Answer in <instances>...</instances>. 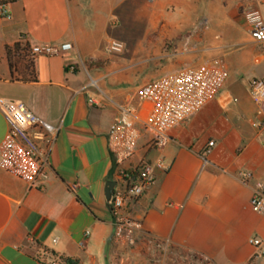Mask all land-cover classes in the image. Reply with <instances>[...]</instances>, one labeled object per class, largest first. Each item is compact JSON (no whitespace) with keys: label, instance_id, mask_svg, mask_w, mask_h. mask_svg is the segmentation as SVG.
<instances>
[{"label":"crops","instance_id":"0c3cea01","mask_svg":"<svg viewBox=\"0 0 264 264\" xmlns=\"http://www.w3.org/2000/svg\"><path fill=\"white\" fill-rule=\"evenodd\" d=\"M4 9L0 97L23 102L56 132L33 186L0 166V264L264 263L249 243L255 236L264 247V211L250 205L254 181L264 182V117L248 91L264 75V42L244 23L247 12L264 19V0H15ZM126 13L137 31L116 34ZM22 37L72 48L39 54L35 79L22 80L5 53ZM110 40L124 46L116 57L104 55ZM214 57L232 71L214 98L175 126L160 152L141 133L131 165L160 156L167 170L124 209L140 224L133 244L115 240L113 214L101 208L104 182L114 177L108 131L118 107L162 74ZM8 128L0 112V143Z\"/></svg>","mask_w":264,"mask_h":264},{"label":"built area","instance_id":"2783aa9c","mask_svg":"<svg viewBox=\"0 0 264 264\" xmlns=\"http://www.w3.org/2000/svg\"><path fill=\"white\" fill-rule=\"evenodd\" d=\"M0 15L9 17L4 6H0ZM244 23L254 41L264 42V19L259 13H245ZM20 40L28 42L25 37ZM123 47L120 41L110 40L106 48L111 53H121ZM71 48L70 43L59 46L29 44L28 58L33 60L39 54H61ZM226 73V63L220 57L196 65H185L138 87L133 97L135 103L130 101L118 107L117 117L108 131V148L114 165L112 180L116 183L111 202L115 240L133 244V232L140 224L125 216L124 209L143 195L154 182L157 170H167L160 156L152 162L142 160L137 165H131L141 133L149 136L151 148L162 151L170 141V131L214 98L224 83ZM248 87L250 97L264 117V75L251 79ZM141 109L146 110L144 116L140 114ZM0 112L9 125L0 143V166L31 187L44 175L56 128L38 118L20 101L0 97ZM213 144V141L208 142L206 153ZM251 179V172L240 173L243 183ZM250 205L255 212L264 211L263 181H254ZM249 243L260 248L264 258L261 240L253 236Z\"/></svg>","mask_w":264,"mask_h":264},{"label":"trees","instance_id":"16d2710c","mask_svg":"<svg viewBox=\"0 0 264 264\" xmlns=\"http://www.w3.org/2000/svg\"><path fill=\"white\" fill-rule=\"evenodd\" d=\"M15 0H0V6L7 5L14 2ZM28 49L29 43L22 42L21 40L15 42L11 46L5 47L6 57L8 59L9 67L11 74L13 75L14 71H17L21 75L22 80H34L35 77L31 76V66L32 60L28 58ZM30 74V77L27 78V75ZM113 162V159H112ZM77 264L75 260L72 259H63L62 264Z\"/></svg>","mask_w":264,"mask_h":264},{"label":"rangeland","instance_id":"374dc122","mask_svg":"<svg viewBox=\"0 0 264 264\" xmlns=\"http://www.w3.org/2000/svg\"><path fill=\"white\" fill-rule=\"evenodd\" d=\"M140 9L141 11H144V12H149L150 9L147 8L145 6L144 3H140ZM133 26H134V22L131 20V16H129L127 13L125 14L124 16V20L120 23L119 22V25L115 26V28H113V31L116 32V34H127V35H130L131 33L137 31L136 29H133ZM108 40V39H107ZM107 42L108 41H103V46H102V49H103V52H104V55L106 57H116L117 55H119L120 53H111L109 51H107L106 47H107ZM84 72V70H82ZM91 74V72H84V75H85V80H89L90 81V77L89 75ZM227 74H228V77H232V71H227ZM102 212L103 214L106 216L107 219H110L111 217V212L110 210L108 209V207L106 205H104L102 208ZM261 264H264L263 262H261Z\"/></svg>","mask_w":264,"mask_h":264},{"label":"water","instance_id":"95a60500","mask_svg":"<svg viewBox=\"0 0 264 264\" xmlns=\"http://www.w3.org/2000/svg\"><path fill=\"white\" fill-rule=\"evenodd\" d=\"M115 185L116 183L113 180H106L103 185L104 201L109 210H111L112 195Z\"/></svg>","mask_w":264,"mask_h":264}]
</instances>
